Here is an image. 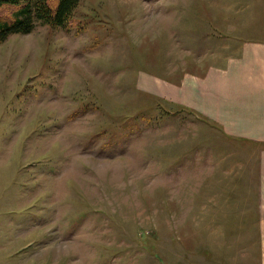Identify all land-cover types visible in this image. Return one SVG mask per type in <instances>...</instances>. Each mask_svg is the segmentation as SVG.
I'll return each instance as SVG.
<instances>
[{
  "label": "rangeland",
  "instance_id": "374dc122",
  "mask_svg": "<svg viewBox=\"0 0 264 264\" xmlns=\"http://www.w3.org/2000/svg\"><path fill=\"white\" fill-rule=\"evenodd\" d=\"M73 22L0 45V264H264V136L179 92L264 44V0H82Z\"/></svg>",
  "mask_w": 264,
  "mask_h": 264
},
{
  "label": "crops",
  "instance_id": "0c3cea01",
  "mask_svg": "<svg viewBox=\"0 0 264 264\" xmlns=\"http://www.w3.org/2000/svg\"><path fill=\"white\" fill-rule=\"evenodd\" d=\"M239 54V59L225 63V72L214 70L202 80L193 78L191 82H200L198 88L186 84L179 92H209L204 95L208 106L221 121H229L224 124L227 128L243 130L235 134L247 137L264 136V44H243ZM227 92L242 94L229 99Z\"/></svg>",
  "mask_w": 264,
  "mask_h": 264
},
{
  "label": "trees",
  "instance_id": "16d2710c",
  "mask_svg": "<svg viewBox=\"0 0 264 264\" xmlns=\"http://www.w3.org/2000/svg\"><path fill=\"white\" fill-rule=\"evenodd\" d=\"M81 1L0 0V45L11 35L32 33L39 23L71 29Z\"/></svg>",
  "mask_w": 264,
  "mask_h": 264
}]
</instances>
